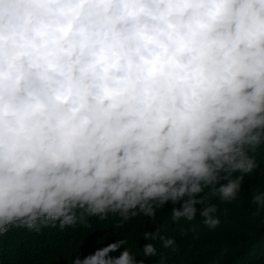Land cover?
I'll list each match as a JSON object with an SVG mask.
<instances>
[{
    "label": "clouds",
    "instance_id": "obj_1",
    "mask_svg": "<svg viewBox=\"0 0 264 264\" xmlns=\"http://www.w3.org/2000/svg\"><path fill=\"white\" fill-rule=\"evenodd\" d=\"M261 148L264 0H0V236L166 204L215 229L205 190L235 201ZM126 244L70 264H144Z\"/></svg>",
    "mask_w": 264,
    "mask_h": 264
},
{
    "label": "trees",
    "instance_id": "obj_2",
    "mask_svg": "<svg viewBox=\"0 0 264 264\" xmlns=\"http://www.w3.org/2000/svg\"><path fill=\"white\" fill-rule=\"evenodd\" d=\"M255 155L259 166L252 174L245 175L235 201L222 202L205 190L209 202L217 204L219 209L221 224L215 229L204 226L199 214L192 222H171L168 216L171 204L157 209L154 220L141 214L122 223L118 216L109 215L103 220L87 217L63 230L59 224L38 232L13 228L0 236V264H70L75 255L82 258L116 238L126 239L125 246L136 255L137 261L143 259L144 264H158L161 254L165 264H264V214L250 200L253 191L264 187V148L257 149ZM158 227L163 235L175 238V250L154 242L157 256L144 257L141 249L149 241L142 234ZM99 239L103 243H97Z\"/></svg>",
    "mask_w": 264,
    "mask_h": 264
}]
</instances>
